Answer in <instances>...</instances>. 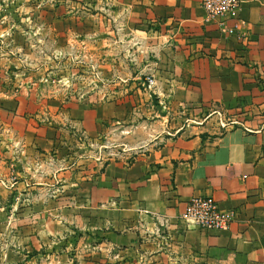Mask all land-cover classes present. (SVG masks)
<instances>
[{
  "label": "crops",
  "instance_id": "1",
  "mask_svg": "<svg viewBox=\"0 0 264 264\" xmlns=\"http://www.w3.org/2000/svg\"><path fill=\"white\" fill-rule=\"evenodd\" d=\"M68 3L87 16L63 23L58 8L52 20L57 37H97L101 49L133 47L135 112L146 118L138 127L144 135L129 165L79 172L62 147L66 126L96 141L110 120H124L123 107L42 104L1 91L0 140L15 139L28 173H43L31 181L16 171L22 179L14 177L12 189L0 181L5 217L19 226L12 240L28 254L77 233L121 264H264V0H243L239 25L222 28L203 23L201 0ZM98 17L111 20L97 23ZM8 32L0 30L3 37ZM147 78L152 89L145 87ZM158 97L167 106L161 117L153 103ZM19 196L23 202L13 213ZM194 197L211 198L233 214L229 229L180 222ZM3 256L7 264L22 255L9 249ZM4 260L0 251V264Z\"/></svg>",
  "mask_w": 264,
  "mask_h": 264
},
{
  "label": "rangeland",
  "instance_id": "2",
  "mask_svg": "<svg viewBox=\"0 0 264 264\" xmlns=\"http://www.w3.org/2000/svg\"><path fill=\"white\" fill-rule=\"evenodd\" d=\"M80 1L0 0V30L5 26L9 31L4 37L0 33V92L13 96L27 94L42 104L54 100L63 105L78 102L123 107L124 120L119 123L110 120L96 141L89 142L81 132L68 130L66 126L67 134L62 140V147H65L66 156H70L72 166L79 172L92 169L95 173L109 164L129 165L134 161L144 135V130L138 127L146 118L142 112H135V52L130 44L101 49L97 37L95 40L74 36L63 39L53 33L52 20L58 8L63 7V23L73 19L77 23L86 18L83 10L68 8V2ZM68 11L71 19L65 14ZM104 18L98 17L97 23H108L110 18ZM105 50L111 54L102 55ZM144 83L146 89L154 87L149 88L146 80ZM158 99L153 100V103L156 102L159 108L155 115L161 117L166 114L167 106L163 97ZM148 120L152 123L160 118L149 117ZM10 141L4 145L0 140L1 184L12 189V179H22L16 171L26 173V178L31 181L41 178L43 173L40 168L34 171L30 169L28 173L20 143L13 138ZM3 169L9 170V176L4 174ZM58 186L60 181L54 180L55 191H58ZM22 202L19 196L13 206V213H19V204ZM6 213L5 200L0 201V251L3 260V255L10 249L16 255H22L20 262L17 261L20 264H121L123 261L105 255L96 240L82 241L77 237L82 235L77 233H70V238H62L39 252L26 254L12 240L13 232L18 231L19 226L10 223L12 220L6 218ZM127 260L124 264H131ZM3 264H6L5 260Z\"/></svg>",
  "mask_w": 264,
  "mask_h": 264
},
{
  "label": "built area",
  "instance_id": "3",
  "mask_svg": "<svg viewBox=\"0 0 264 264\" xmlns=\"http://www.w3.org/2000/svg\"><path fill=\"white\" fill-rule=\"evenodd\" d=\"M243 0H201L203 23L222 28L229 22L239 25L238 13ZM148 87L154 86L152 78L146 79ZM233 214L223 212L217 203L207 197L191 198L179 215V221L187 228L206 231H227Z\"/></svg>",
  "mask_w": 264,
  "mask_h": 264
}]
</instances>
